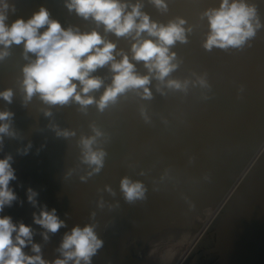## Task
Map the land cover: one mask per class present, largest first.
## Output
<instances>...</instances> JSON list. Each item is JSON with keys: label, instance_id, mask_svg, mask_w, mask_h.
Returning a JSON list of instances; mask_svg holds the SVG:
<instances>
[{"label": "water", "instance_id": "water-1", "mask_svg": "<svg viewBox=\"0 0 264 264\" xmlns=\"http://www.w3.org/2000/svg\"><path fill=\"white\" fill-rule=\"evenodd\" d=\"M140 2L151 20L166 25L180 17L187 21L185 28L192 29L186 43L171 46L179 66L166 79L202 76L209 87L189 85L187 92L174 91L153 79L151 100L129 91L103 112L96 104L87 106L86 111L76 103L49 106L37 96L25 105L20 81L22 68L29 61L23 44L12 45L9 55L0 60V91L10 88L14 92L10 104L0 99V111L14 113L12 127L16 132L13 139L4 137L0 159L6 155L15 158L17 148L12 143L25 134L42 139L24 140L20 150L29 142L39 143L41 148L32 146L26 155L17 152L16 159L27 158L26 163L33 159L34 163L33 167H15V174L30 178L39 207L56 209L65 227L48 233L45 241L41 235L45 230L31 223L30 212L36 207L26 205L27 199L23 203L26 213L16 211L12 220L30 224L33 242L41 245L42 257L49 262L60 257L57 249L65 233L77 225L94 224L103 246L91 264H174L264 140V27L242 49L207 51L203 43L208 22L201 14L219 7L220 0H165L166 11L151 0ZM247 2L255 5L264 24V0ZM8 3L15 12L9 11L7 23L17 18L27 20L43 6L64 28L97 30L117 45L116 52L123 50L130 57L137 72L148 74L144 62L131 60V37H117L106 32L102 24L70 12L65 0ZM93 75L104 80V86L91 93L99 99L105 86L111 84L112 73L105 66ZM142 108L149 122L142 118ZM45 110L52 115L46 117ZM50 125L75 135L58 137ZM92 125L104 133L97 146L107 155L101 171L89 177L91 168L81 160L79 140L93 135ZM82 176L87 179L82 181ZM125 176L144 184L143 200L126 202L120 189ZM40 191L47 194L45 198ZM101 201L103 207L99 206ZM8 214L9 210L4 216ZM24 251L33 255L30 245ZM187 256L183 264H264V150Z\"/></svg>", "mask_w": 264, "mask_h": 264}, {"label": "clouds", "instance_id": "clouds-1", "mask_svg": "<svg viewBox=\"0 0 264 264\" xmlns=\"http://www.w3.org/2000/svg\"><path fill=\"white\" fill-rule=\"evenodd\" d=\"M151 2L158 9L167 10L165 0ZM65 6L85 20L91 19L98 26L102 24L106 32L117 37H131L134 41L131 45V60L144 62L148 74L137 72L130 57L123 50L116 52L117 45L105 40L97 30L82 32L73 26L64 28L59 21L50 17L49 11L43 6L29 19L17 18L9 24V11L14 13L15 8L9 5L8 0H0V60L9 55L8 49L12 45L23 44L24 57L29 61L22 68L23 79L20 81L25 105L37 96L49 106L76 103L80 105L81 111H86L87 106L96 104L98 111L103 112L129 91L135 92L141 99L151 100L153 93L149 86L153 79L174 91L187 92L189 85L209 87L202 76L195 80L166 79L179 66L171 46L177 42L186 43L187 34L192 30L191 27L185 28L187 21L183 18L177 17L166 25L159 24L142 11L140 0L135 3L129 0H65ZM201 15L208 22L209 31L203 43L207 51L213 48L225 51L242 49L264 27L255 5L249 4L247 0H220L219 7L208 8ZM28 54H33L34 58ZM105 66L112 73V82L105 86L100 98L96 99L91 93L104 86V80L93 73ZM157 91L164 94L160 87H157ZM13 96L14 92L10 88L0 91V99L9 104ZM140 114L145 122H149L143 108ZM44 115L50 117L52 112L45 110ZM13 116L11 111H0V144L5 136H16L12 127ZM50 127L58 137L75 135L74 131L60 129L56 125ZM91 127L93 135L81 136L79 140L81 160L91 168L89 177L101 171L107 155L102 147L97 146L98 139L104 133L95 125ZM30 148L29 142L17 151L26 155ZM12 160L11 155L0 159V212L18 200L10 187V182L16 180ZM80 179L85 181L87 177L82 176ZM120 189L128 203L145 198L144 184L127 176L121 179ZM106 190L115 194L110 187L106 186ZM37 195L33 189H27V200L33 207L37 206ZM99 206L103 207V201ZM33 222L45 230L41 233L45 241L49 239L48 233H56L65 227L56 209L48 210L46 205L40 208L39 213H33ZM95 227L94 224L82 228L77 225L65 233L57 249L60 257L49 262L42 257L41 245L33 242L34 233L30 225L14 223L11 216H0V264H91L92 257L103 246V240L98 237ZM29 245L33 255L24 251Z\"/></svg>", "mask_w": 264, "mask_h": 264}, {"label": "flooded vegetation", "instance_id": "flooded-vegetation-1", "mask_svg": "<svg viewBox=\"0 0 264 264\" xmlns=\"http://www.w3.org/2000/svg\"><path fill=\"white\" fill-rule=\"evenodd\" d=\"M36 139L37 141H42V139H39V137H38V135H31L30 133L29 134H25L24 135V137L22 138V139H20V138H15L16 139V141L14 142V143H12V145H14L16 148H17V150L18 149H21L22 148V146L24 145L23 143H24V140H32V139ZM12 139H13V137H12ZM35 145H32V143H31V149L32 148H34V147H37V148H41V146H38L39 145V143H34ZM41 145H42V143H41ZM32 146H34V147H32ZM45 147H47V146H45ZM16 150V154H15V158H13V160H12V167H14V169H15V167L16 168H19L21 165H23V166H26L27 168H28V166L29 165H32L33 163H34V161H33V159H30L29 161H30V163H26L25 161L27 160V158H20V159H16V155H17V151ZM29 157H31V155L29 156ZM28 164V165H27ZM32 167H33V165H32ZM16 175V180H14V181H11L10 182V187H12L13 188V190L15 191V193H16V195H17V197H18V200L17 201H15V202H13V204H12V206L11 207H5L4 208V210H3V216H4V214H5V211H7V210H9L10 211V214H8L9 216H11V218L13 219V218H16V216L15 215H17L16 214V211H20L21 213H23V212H25L26 213V209H23V208H25V205H23V203H26L27 202V204L26 205H28V204H30V203H28V201H24V200H26L27 199V188H31L32 189V187L31 186H35L34 184H32V183H30V178H28V176L25 174V175H20V174H15ZM170 186H171V184H169ZM34 190V189H33ZM35 191V190H34ZM40 193H43V198H45L46 197V193H44V192H42V191H40ZM18 204H17V203ZM43 202V201H42ZM17 204V205H16ZM42 204V203H41ZM14 205H15V207H14ZM39 205H40V202L37 204V206H36V209L35 208H33V212H30V213H34V212H36V213H38L37 211H39L40 210V208L42 207V206H40L39 207ZM17 206V207H16ZM39 207V208H38ZM8 208H10V209H8ZM16 208V209H15ZM1 213V212H0ZM29 213V214H30ZM1 216V215H0ZM206 221V220H205ZM31 223L34 225L35 223L33 222V221H31ZM204 224V223H203ZM27 225H30V224H27ZM35 226V225H34ZM203 226V225H202ZM201 226V227H202ZM200 227V228H201ZM192 242L190 241V243L187 245V247H186V249L189 247V245L191 244ZM186 249H185V251H186ZM184 254V253H183ZM183 256V255H182ZM181 256V257H182ZM180 257V258H181ZM180 260V259H179Z\"/></svg>", "mask_w": 264, "mask_h": 264}, {"label": "bare ground", "instance_id": "bare-ground-1", "mask_svg": "<svg viewBox=\"0 0 264 264\" xmlns=\"http://www.w3.org/2000/svg\"><path fill=\"white\" fill-rule=\"evenodd\" d=\"M264 150V143L261 145V147L259 148V150L255 153V155L252 157L251 161L249 162V165L247 167H245L239 174V176L234 180V183L230 186V188L226 191V193L224 194L223 198L218 202V204L216 205V207L213 209V211L211 212V214L208 216V218L206 219L205 223L203 224V226L198 230V232L195 234V236L198 234L197 238L203 233V231L209 226V224L212 222L213 218L215 216L218 215V213L221 211V209L224 207V205L226 204V202L229 200V198L231 197V195L234 193V191L236 190L238 184L240 183V181L243 179V177H245V175L249 172L252 164L257 160L259 154L262 153V151ZM194 236V238H195ZM193 239L191 240V244L189 245V247L187 248V250L184 252V255L180 258V260H178L177 263L175 264H181L182 261L187 257V255L189 254V252L192 250L195 241L197 240Z\"/></svg>", "mask_w": 264, "mask_h": 264}, {"label": "rangeland", "instance_id": "rangeland-1", "mask_svg": "<svg viewBox=\"0 0 264 264\" xmlns=\"http://www.w3.org/2000/svg\"><path fill=\"white\" fill-rule=\"evenodd\" d=\"M263 143H264V140H263V142L260 144V146L258 147V149L261 147V145H262ZM258 149L255 151V153L258 151ZM255 153H254V154H255ZM254 154L252 155V157L254 156ZM250 159H251V158H250ZM248 162H249V161H248ZM248 162H247V164H248ZM247 164H246V165H247ZM246 165H245V166H246ZM239 174H240V173H239ZM238 176H239V175H238ZM238 176H237V177H238ZM233 183H234V182H233ZM233 183H232V184H233ZM229 188H230V187H229ZM222 198H223V197H222ZM222 198H221V199H222ZM204 223H205V222H204ZM185 249H186V248H185ZM184 252H185V250L182 252V254L179 256V258L177 259V261H176L175 263L178 262V260L180 259V257L183 255ZM187 257H188V256H187ZM185 260H186V259H185ZM175 263H174V264H175ZM182 264H183V263H182Z\"/></svg>", "mask_w": 264, "mask_h": 264}, {"label": "crops", "instance_id": "crops-1", "mask_svg": "<svg viewBox=\"0 0 264 264\" xmlns=\"http://www.w3.org/2000/svg\"><path fill=\"white\" fill-rule=\"evenodd\" d=\"M187 250V249H186ZM184 255V254H183Z\"/></svg>", "mask_w": 264, "mask_h": 264}, {"label": "built area", "instance_id": "built-area-1", "mask_svg": "<svg viewBox=\"0 0 264 264\" xmlns=\"http://www.w3.org/2000/svg\"><path fill=\"white\" fill-rule=\"evenodd\" d=\"M259 150V149H258Z\"/></svg>", "mask_w": 264, "mask_h": 264}]
</instances>
